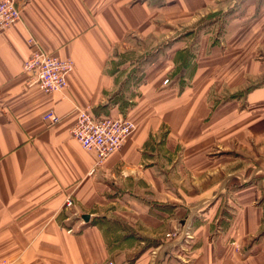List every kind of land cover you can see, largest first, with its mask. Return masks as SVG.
Instances as JSON below:
<instances>
[{"label":"crops","instance_id":"1","mask_svg":"<svg viewBox=\"0 0 264 264\" xmlns=\"http://www.w3.org/2000/svg\"><path fill=\"white\" fill-rule=\"evenodd\" d=\"M220 1H26L22 20L0 34V260L264 264V85L232 96L264 77L262 46L249 58L235 45L259 40L252 36L264 27V0L234 18L227 34L205 35L194 56L189 46L162 47L143 66L134 96L123 87L130 70H113L114 59L144 55L175 32L165 33L161 16ZM37 46L72 60L64 92L28 86L23 66ZM181 62L184 73H178ZM79 108L96 118L122 114L137 128L98 165L97 153L73 136ZM51 110L61 118L55 124L44 119ZM230 139L239 144L211 153ZM248 142L255 152L243 148ZM231 179L249 184L231 188L235 211L227 218ZM68 197L74 208H65ZM97 217L108 222L91 224Z\"/></svg>","mask_w":264,"mask_h":264},{"label":"built area","instance_id":"2","mask_svg":"<svg viewBox=\"0 0 264 264\" xmlns=\"http://www.w3.org/2000/svg\"><path fill=\"white\" fill-rule=\"evenodd\" d=\"M26 1H0V34L22 20V11ZM30 42L34 43L35 40L31 39ZM72 68L73 62L71 59H61L37 46L30 58L26 60L23 71L28 76V86H37L44 92L54 93L64 92L68 88L67 76ZM168 82L169 80L165 81V83ZM44 119L51 124H55L61 118L55 111L51 110L44 115ZM136 128V123L122 114L117 117L96 118L89 109L79 108L78 120L73 128V136L83 148L94 150L97 153V164L101 165L109 155L122 149L125 141ZM74 206V198L68 197L65 208L71 209ZM73 215L75 216L76 213ZM68 231L74 233L76 229L71 226ZM172 235L175 237L177 233ZM184 237L192 238V235L189 231H186ZM237 248H239V245H237ZM0 264H12V262L8 259H2ZM109 264L114 263L110 262Z\"/></svg>","mask_w":264,"mask_h":264},{"label":"rangeland","instance_id":"3","mask_svg":"<svg viewBox=\"0 0 264 264\" xmlns=\"http://www.w3.org/2000/svg\"><path fill=\"white\" fill-rule=\"evenodd\" d=\"M161 1H162L161 5L166 4V2H165L166 0H161ZM261 3H262V0H222V1H220V5L218 3L217 4L214 3V4H211L209 6L206 5V6L196 7L187 13L185 12V13L181 14L180 12H177L176 13L177 15H173L172 17H169V18L165 17V16H161L158 19V21L161 20L163 22V26L167 27V28H165V33L170 34L169 33L170 28H173V30L175 32L168 35L164 39L165 41L162 44L153 47L151 50H147L144 53V55L136 52L135 55L125 56V57L121 56L120 58L114 59V61H113V62H123V65L118 67L117 70H120V69H121V71L130 70L131 76H129V82L123 83L124 90L127 91L128 93H131V95L134 96V94H135L134 93V90H135L134 87L138 86L139 84H141L144 81L145 69L143 66L146 65L149 61H152L156 52H159V50L162 47H167L168 45L173 43L174 50L176 49L175 51H177V50H180L182 48H185V46H189L188 49L190 50V54H191V56H194L195 51H196L200 41L204 38L205 35L213 34V37H216V36L218 37V36H223L224 34H227L229 24L232 23V26H233L232 20H234V18L249 15L250 6L251 5H257V9H258L259 6L261 5ZM214 7H218V10H216L214 12L209 11L210 9H212ZM255 10H256V8H255ZM215 12H217L216 16H214L210 19L204 20V18H206L208 14H212ZM202 15L203 16L206 15V16L202 20H198L197 22L195 21V22L191 23L198 16H202ZM169 21L172 23V25L175 24V26H172V25L165 23V22H169ZM256 30H258V31H256ZM256 30L255 29L253 30L254 32L256 31L257 33L255 32L254 35L252 36L255 39L259 38V40L256 41V43L254 41H251L250 39L248 41H245V39H243V38L241 41L239 40L240 42L238 41L239 43L238 42L235 43L236 47L238 46V48H240V46H241L243 48L242 56L245 53H250L249 58H251L254 55L253 53H254L255 49H258L261 46L264 49V40H262L260 38V37H264V27L262 28V26L259 25L256 28ZM146 45H147L146 49H148L149 48L148 45H151V44H146ZM131 52L132 51H128L127 53L131 54ZM193 59H194V57H193ZM181 64H183V66L182 65H181V67H180V65L178 66V73H181V72L184 73L183 72L184 62H181ZM191 65H192V63L188 62V66H191ZM243 66H244V64H242V67ZM135 69H137V71ZM239 73L242 75V77H244L245 73H248V70L243 68L241 71H239ZM135 83H137V84H135ZM250 139H251V137H250ZM236 141L237 140L230 139L226 145L219 144L218 146H215L213 148L211 153L212 154H217L218 152L219 153H223V152L227 153L234 146H237L239 144L238 141L237 142ZM261 141H262V138L258 140V142H261ZM262 142H264V141H262ZM250 143L251 142H248L247 144L243 145V146H245L243 148L246 151L253 152L255 149H254L253 145L250 146ZM262 145L263 144H260V143L257 144V148L259 150H261ZM263 151H264V149H263ZM259 152L260 151H258V153ZM257 178L258 179L261 178V175H258ZM186 184L188 185L189 182L186 181ZM206 184L207 183H205L204 185H206ZM247 184H249V183L244 184L242 182H239L237 179H231L226 184L227 193L230 195L228 198H226L224 200V205L227 203L225 206H223L224 210L227 211L226 213L223 212L224 217L232 218V216H233L232 211H235V210H233L234 208L230 206L231 204L228 201V199L231 197V195L233 193L232 191L234 189L241 188ZM231 188H234V189L231 190ZM173 233H176V232H171V234H169V236L174 237V235H172ZM190 234L193 236V234L191 232H190ZM176 236H178V233ZM184 239L187 241H190L192 238H184ZM153 247H156V246H153Z\"/></svg>","mask_w":264,"mask_h":264},{"label":"trees","instance_id":"4","mask_svg":"<svg viewBox=\"0 0 264 264\" xmlns=\"http://www.w3.org/2000/svg\"><path fill=\"white\" fill-rule=\"evenodd\" d=\"M217 15V12H215V13H212V14H208L207 15V17L206 18H204V20H206V19H210V18H212V17H214V16H216ZM123 65V62H113V70L114 71H116L117 69H118V67H120V66H122ZM264 85V77H263V79L262 80H260L259 82H256V83H254V84H252V85H250V86H248V87H246V88H244V89H242V90H240V91H238V92H235V93H233L232 94V96H238V95H246V94H248L251 90H253V89H255V88H257V87H260V86H263ZM118 94V93H117ZM117 98V100L118 101H120V103H121V107H127V101L123 98V97H121V96H117L116 97ZM105 222H108V220L106 219V218H104V217H97V218H94L92 221H91V224H96V225H104L105 224ZM149 247H152V246H148V247H146V248H149ZM145 248V249H146Z\"/></svg>","mask_w":264,"mask_h":264},{"label":"water","instance_id":"5","mask_svg":"<svg viewBox=\"0 0 264 264\" xmlns=\"http://www.w3.org/2000/svg\"><path fill=\"white\" fill-rule=\"evenodd\" d=\"M90 215L89 214H85L83 215V218L85 219V221H89L90 220Z\"/></svg>","mask_w":264,"mask_h":264}]
</instances>
